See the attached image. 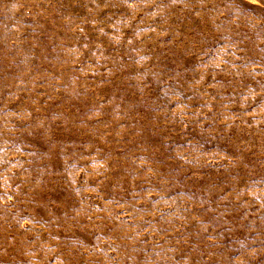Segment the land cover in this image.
Listing matches in <instances>:
<instances>
[{
    "label": "rangeland",
    "instance_id": "374dc122",
    "mask_svg": "<svg viewBox=\"0 0 264 264\" xmlns=\"http://www.w3.org/2000/svg\"><path fill=\"white\" fill-rule=\"evenodd\" d=\"M0 264H264V0H0Z\"/></svg>",
    "mask_w": 264,
    "mask_h": 264
}]
</instances>
